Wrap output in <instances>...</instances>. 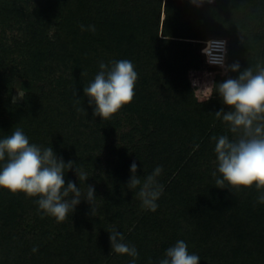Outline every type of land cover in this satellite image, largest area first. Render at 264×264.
<instances>
[{
    "label": "trees",
    "instance_id": "16d2710c",
    "mask_svg": "<svg viewBox=\"0 0 264 264\" xmlns=\"http://www.w3.org/2000/svg\"><path fill=\"white\" fill-rule=\"evenodd\" d=\"M212 36L229 41L227 65L264 67V0H0V139L22 129L30 143L75 162L89 179L79 183L66 169V182L96 195L57 223L38 211V198L0 189V264H131L111 252L113 228L136 247L135 264H159L179 240L200 264H264L260 192L220 189L212 176V137L234 138L214 114L229 109L218 94L202 104L192 95L189 73L209 66L202 47ZM121 59L138 74L135 98L104 121L83 88L101 62ZM7 75L22 79V101L12 103ZM133 161L140 185L129 189ZM157 166L163 192L153 212L138 193Z\"/></svg>",
    "mask_w": 264,
    "mask_h": 264
},
{
    "label": "clouds",
    "instance_id": "9594fccd",
    "mask_svg": "<svg viewBox=\"0 0 264 264\" xmlns=\"http://www.w3.org/2000/svg\"><path fill=\"white\" fill-rule=\"evenodd\" d=\"M192 2L199 5L204 0ZM80 27L82 31H96L94 25ZM202 51L209 64L221 67L225 73H240L237 78L229 77L221 83L211 81L200 84L198 80L191 81L192 95L201 104L218 94L229 109H221L214 114L228 125L234 137H212L217 158V170L212 173L216 187L225 189L226 184L236 190L255 187L260 192L257 202L264 204V67L256 65L255 69L249 67L240 72L238 62L226 65V41H208ZM99 68L94 80L83 91L89 105L94 106V117L107 121L134 100L138 74L134 64L127 59L113 61L111 65L101 62ZM23 95L22 92H17L11 98L12 103L22 100ZM79 102L78 99L77 103ZM0 161H6L0 168V189L13 195L22 193L28 198H38V211L55 218L57 223L65 222L69 213H74L82 200L91 205L96 199L94 186L87 185L86 193H82L75 182L65 180L66 169L67 172L75 170L79 183L89 179L86 172L74 168L75 162L71 160L65 163L52 147L42 149L30 143L20 128L0 139ZM162 170L161 166H157L146 177L138 193L142 204L153 212L156 211V201L163 192V185H157L155 181ZM130 172L127 187L132 189L140 185L135 161L130 166ZM95 211V208L90 209L91 214H95ZM109 233L111 252L132 257L131 264H135L139 255L136 247L125 243L124 235L117 229L113 228ZM32 251L35 253L38 248L33 247ZM159 264H200V257L190 254L188 245L179 240L166 250L165 257Z\"/></svg>",
    "mask_w": 264,
    "mask_h": 264
},
{
    "label": "rangeland",
    "instance_id": "374dc122",
    "mask_svg": "<svg viewBox=\"0 0 264 264\" xmlns=\"http://www.w3.org/2000/svg\"><path fill=\"white\" fill-rule=\"evenodd\" d=\"M217 74L224 75L226 73L224 69L215 70L213 69V67L210 68L209 66L204 65V67H201V69L199 70H191L189 73V78L191 81L198 80L200 84H203L206 82L214 81ZM4 84L8 87L14 88L15 90L14 96L17 95V92H22L24 94V90L22 88V79L7 75L4 77ZM23 97H22V100H23ZM22 100H18V101H22Z\"/></svg>",
    "mask_w": 264,
    "mask_h": 264
},
{
    "label": "built area",
    "instance_id": "2783aa9c",
    "mask_svg": "<svg viewBox=\"0 0 264 264\" xmlns=\"http://www.w3.org/2000/svg\"><path fill=\"white\" fill-rule=\"evenodd\" d=\"M214 1H215V0H211V2H209V0H204V2H208V3H213ZM211 40H222V41H226V57H225V64L227 65V62H228V53H229V41L227 40L226 37L212 36V38L209 37V38H207L206 40H203L204 45H203V47H202V50L207 46V42H208V41H211ZM202 53H203V51H202ZM205 58H206V62H207V61H208V58L206 57V55H205ZM207 64H208L209 66H214V67L221 68V67H219V66L209 64L208 62H207ZM221 70H223V69L221 68Z\"/></svg>",
    "mask_w": 264,
    "mask_h": 264
}]
</instances>
